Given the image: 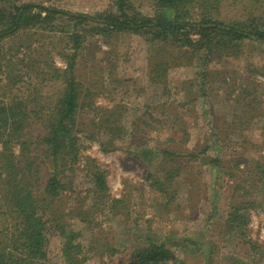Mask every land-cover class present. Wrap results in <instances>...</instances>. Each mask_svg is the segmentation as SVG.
<instances>
[{"label":"rangeland","instance_id":"rangeland-1","mask_svg":"<svg viewBox=\"0 0 264 264\" xmlns=\"http://www.w3.org/2000/svg\"><path fill=\"white\" fill-rule=\"evenodd\" d=\"M17 1L92 15L117 7L116 0ZM216 2L198 0L194 11H209L226 21L264 13V0ZM133 5L143 14H155L154 0H133ZM30 34L0 39V101L23 97L29 109H38L34 116H41L33 118L30 129L42 132L64 82L47 79L31 65L19 67L8 47L13 51L18 43H29V62L38 70L65 68L60 51L66 38L60 41L63 32L54 41L49 32ZM152 47L145 36L123 32L111 41L90 35L80 49V152L64 166L61 176L67 188L48 210L53 228L48 234L50 260L34 264H66L62 242L67 238L62 228L56 229L58 224L82 243L77 264H138L133 249L152 241L165 244L177 259L146 264H264V44L246 39L232 56L212 57L206 80L199 73V60L204 65L205 60L199 54H180L174 46L164 47V52L179 57L178 64L157 78ZM165 149L196 151L199 156L172 158ZM2 151L0 142L1 160ZM208 155L219 157L220 167L205 163ZM98 170L109 187L100 193L105 198L93 201ZM2 172L0 165V264H11L21 255L15 247L20 243L16 226L23 218L14 202L8 206L14 193L3 189L7 177ZM149 174L165 182L176 174L171 180L174 198L169 196L173 191L167 194L152 184ZM235 210L242 222L231 230L228 220Z\"/></svg>","mask_w":264,"mask_h":264},{"label":"trees","instance_id":"trees-1","mask_svg":"<svg viewBox=\"0 0 264 264\" xmlns=\"http://www.w3.org/2000/svg\"><path fill=\"white\" fill-rule=\"evenodd\" d=\"M11 1L0 0V39L15 37L27 31H31V37L41 31L44 36L49 32L52 34L50 35L53 37L52 41L60 36L59 32L64 33V36H60V41L66 38L60 54L66 58L67 66L62 68L49 65L48 71L38 70L39 67L34 66L32 61L29 62L32 60V56L28 54V49L31 48L29 43L22 41L13 51L8 47L10 54L13 53L10 59L18 58L16 61L19 67L31 65L37 73L44 71L47 79L62 81L60 84L64 82L63 92L52 113L43 121L44 125H41L42 132L30 129L33 118L40 120L41 116H34L38 109L33 107L29 109L23 97L14 95L8 100L0 101V142L3 143V158L0 159V162L2 161L0 165L5 172L1 173L2 176L7 177L3 189L11 195L14 193V197L9 196L8 206L13 207L14 202V205L18 206L16 210L23 218L19 226H16L17 231L20 228V243L15 247L21 255L12 258L11 264H34L50 260L48 234L53 228L48 210L61 191L67 188L61 176L65 171L64 166L75 162L80 152L81 137L78 133L81 129L78 118L83 105L81 101L83 82L77 76V62L85 40L90 35H101L107 41H111L119 33H138L153 44L157 78L163 76L160 72H166L169 65L178 64L179 57L174 55L167 57L164 52L166 46H174L180 54L189 53L191 56L199 54L200 58L205 60V65L199 60L202 63V71L199 73L206 80L210 73L209 62L212 57L232 56L246 39L264 44V13L249 17L245 21L240 19L226 21L209 11L196 13L194 6L198 0H154L155 14L146 15L136 10L133 0H116L115 10L92 15L40 2ZM62 20H67V25L71 26L64 27L60 22ZM7 55L8 52L5 53V56ZM170 58L176 60L172 63ZM9 83L7 86L13 84ZM211 128L212 134L217 135L214 128ZM208 147L209 145H205V148ZM165 152L167 156L172 155V158L179 157L188 161L199 156L196 151L178 153L179 151L165 149ZM203 158L205 163H213L220 167L219 157L208 155ZM171 162L174 161L171 160L168 164ZM45 172L48 173V177ZM173 176L170 175L166 182L152 179L150 174L149 179L152 184L158 185L159 190L167 194L173 191L169 194L170 199H173L175 192L171 182ZM168 183L172 185L167 186ZM108 187L105 175L99 170L95 171L90 194L93 201L105 198L104 194L100 193ZM230 214L229 229H238L242 222L239 210ZM57 227L62 228L61 233L67 238L66 242H62L65 263L77 264L78 255L82 252V243L74 242L76 240L73 239L74 232L67 233L63 225L58 224L56 229ZM133 256V261L138 264L177 259L175 252L165 244L153 241L146 246L133 249Z\"/></svg>","mask_w":264,"mask_h":264}]
</instances>
